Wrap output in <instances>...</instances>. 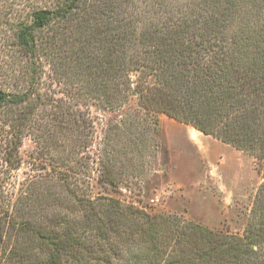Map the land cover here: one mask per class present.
I'll use <instances>...</instances> for the list:
<instances>
[{
  "label": "trees",
  "instance_id": "trees-1",
  "mask_svg": "<svg viewBox=\"0 0 264 264\" xmlns=\"http://www.w3.org/2000/svg\"><path fill=\"white\" fill-rule=\"evenodd\" d=\"M46 5L0 13L18 77L15 92L0 89L5 161L14 165L31 137L54 154L55 171L47 200L30 188L0 210L2 264H264V182L242 235L115 196L135 179L144 191L161 114L264 164V0ZM79 169L85 189L72 179Z\"/></svg>",
  "mask_w": 264,
  "mask_h": 264
},
{
  "label": "rangeland",
  "instance_id": "rangeland-1",
  "mask_svg": "<svg viewBox=\"0 0 264 264\" xmlns=\"http://www.w3.org/2000/svg\"><path fill=\"white\" fill-rule=\"evenodd\" d=\"M47 1L0 0V13L25 16L32 6L44 7L48 5ZM12 35L13 32L8 27L0 26V89L8 93L15 92L18 80L15 74L12 75L17 65L12 56ZM41 64L45 72L43 81L49 85V63L41 60ZM55 87L54 85L53 88ZM158 118L155 149L146 160V175L140 185L145 187L144 191L140 192L135 186V179L130 187L119 191L115 196L127 204L142 207L149 213H161L165 217H177L184 223L193 222L212 230L242 235L264 182V164L244 151L212 136H205L193 127L172 120L164 114ZM104 120L97 123L98 133L88 152L90 166L94 168L96 164L92 160L97 158L102 142ZM152 131L154 135V130ZM5 140L0 137V210L8 211L20 192L30 188L47 200L49 181L55 175L50 166L54 154L45 149L46 153L43 145V148L39 147L36 139L28 137L23 140L19 151L13 152L16 160L12 165L5 161ZM81 173L82 170H77L72 179L85 189L89 177L81 176ZM51 190L53 193L58 192L59 186H54ZM9 237L8 234L4 246L9 243L8 248L11 249L14 242ZM8 253L9 251L0 252V264L8 257Z\"/></svg>",
  "mask_w": 264,
  "mask_h": 264
}]
</instances>
